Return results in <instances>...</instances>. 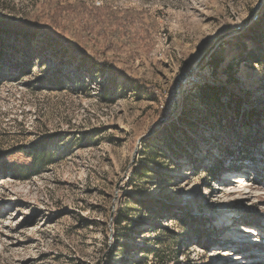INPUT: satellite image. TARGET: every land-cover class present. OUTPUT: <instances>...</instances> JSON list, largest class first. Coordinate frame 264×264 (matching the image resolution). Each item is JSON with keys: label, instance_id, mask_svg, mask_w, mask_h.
I'll list each match as a JSON object with an SVG mask.
<instances>
[{"label": "rangeland", "instance_id": "obj_1", "mask_svg": "<svg viewBox=\"0 0 264 264\" xmlns=\"http://www.w3.org/2000/svg\"><path fill=\"white\" fill-rule=\"evenodd\" d=\"M0 21L60 39L0 34V264H264V232L235 231L264 225V0H0Z\"/></svg>", "mask_w": 264, "mask_h": 264}, {"label": "trees", "instance_id": "obj_2", "mask_svg": "<svg viewBox=\"0 0 264 264\" xmlns=\"http://www.w3.org/2000/svg\"><path fill=\"white\" fill-rule=\"evenodd\" d=\"M0 34H7V35H14L15 37L16 36H24L26 41H28L29 39H33L35 38L38 34L39 35H43L44 37H47V39L54 43L55 45H58V41L60 39L54 37L55 35H52L50 29L44 25H42L41 23H29V22H24V23H9V22H5V21H0ZM88 56L86 55H83L82 57V61L85 62L87 59ZM222 61L221 59L217 62H215L214 60V69L213 70H217V67H218V64L219 62ZM94 65H97L95 63H93ZM214 71V72H215ZM223 74H228V72L225 70ZM206 88V87H205ZM212 94L214 95V98H213V101L216 103L217 102V99H216V94L219 92L218 89H214V88H210ZM209 90V88H207V91ZM202 91V96H205L203 99H204V102H209L210 100V97L211 95H207L208 92L210 91ZM102 98H106V95H102ZM39 145L36 146L32 151H30L29 153H27V159L28 161H32L33 162V167L30 168V170L32 168L38 170L40 168H43L45 165L48 164V161H49V157L46 156V153H45V149L43 148L42 150H40V152H42V156H39ZM27 171V170H26Z\"/></svg>", "mask_w": 264, "mask_h": 264}, {"label": "bare ground", "instance_id": "obj_3", "mask_svg": "<svg viewBox=\"0 0 264 264\" xmlns=\"http://www.w3.org/2000/svg\"><path fill=\"white\" fill-rule=\"evenodd\" d=\"M247 182H246V179L242 177H235L233 180L231 179L230 180V183H229V186H228V189H229V192H231L230 190L234 189L235 188V185H245ZM251 194L250 192H243L242 194V197L241 199L242 200H250L251 199ZM264 223V222H263ZM237 234H240L237 239H244L245 241L247 240V242H249L250 244H254V240H252L253 238H260V236L262 235L260 232H264V225H263V228L262 229H256L252 226H246V227H239L238 230H235ZM260 231V232H259ZM261 234V235H260ZM258 264V263H256Z\"/></svg>", "mask_w": 264, "mask_h": 264}, {"label": "water", "instance_id": "obj_4", "mask_svg": "<svg viewBox=\"0 0 264 264\" xmlns=\"http://www.w3.org/2000/svg\"><path fill=\"white\" fill-rule=\"evenodd\" d=\"M259 5H260V3L257 6H259ZM220 40H221L220 38L217 39L216 42L209 49H207L205 51V53H203V55L196 61V63L192 67V69H190L187 73H183L177 77L176 82H175V86H174V94H173V100H174L173 112L178 108L177 99H178V95L180 93L181 81L183 79H185L186 77H188L193 71L201 68L204 61L210 56V54L212 53V51L214 50L216 45L220 42Z\"/></svg>", "mask_w": 264, "mask_h": 264}]
</instances>
